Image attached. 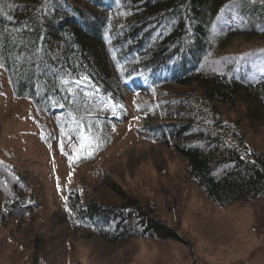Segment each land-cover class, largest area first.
I'll use <instances>...</instances> for the list:
<instances>
[{
    "label": "trees",
    "instance_id": "16d2710c",
    "mask_svg": "<svg viewBox=\"0 0 264 264\" xmlns=\"http://www.w3.org/2000/svg\"><path fill=\"white\" fill-rule=\"evenodd\" d=\"M224 9L230 16L218 23ZM235 36L263 42L241 62L226 56L219 69L202 65ZM0 66L16 97L70 133L89 126V108H120L127 91L148 94L142 131L185 160L213 203L264 202V149L241 126L264 124V0H0ZM239 103L237 117L220 109ZM104 182L120 202L69 191L74 230L108 243L187 242L152 205L111 177ZM33 190L22 170L0 161V224L38 209ZM255 209L252 228L264 238ZM38 254L31 249L29 264H48Z\"/></svg>",
    "mask_w": 264,
    "mask_h": 264
},
{
    "label": "rangeland",
    "instance_id": "374dc122",
    "mask_svg": "<svg viewBox=\"0 0 264 264\" xmlns=\"http://www.w3.org/2000/svg\"><path fill=\"white\" fill-rule=\"evenodd\" d=\"M229 16L224 9L218 23ZM259 42L235 36L211 49L202 65L219 69L226 56L241 62ZM122 101L120 108H89V126L70 133L51 113L16 97L0 66V161L24 172L40 203L36 211L0 224V264H29L31 249L48 264H264V238L252 228L253 209L263 218L264 202L213 203L188 176L185 160L142 131L148 94L127 91ZM220 106L229 117L243 108ZM241 126L264 149V124L250 127L243 120ZM106 176L152 205L187 242L130 237L108 243L74 230L66 220L71 189L84 198L120 202Z\"/></svg>",
    "mask_w": 264,
    "mask_h": 264
}]
</instances>
